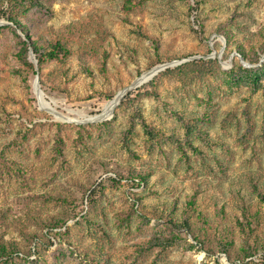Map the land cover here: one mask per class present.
Returning <instances> with one entry per match:
<instances>
[{"label": "rangeland", "instance_id": "1", "mask_svg": "<svg viewBox=\"0 0 264 264\" xmlns=\"http://www.w3.org/2000/svg\"><path fill=\"white\" fill-rule=\"evenodd\" d=\"M20 1L0 0V264H263L264 81H226L259 65L236 50L262 48L264 0ZM22 31L71 51L39 79L55 116Z\"/></svg>", "mask_w": 264, "mask_h": 264}, {"label": "trees", "instance_id": "2", "mask_svg": "<svg viewBox=\"0 0 264 264\" xmlns=\"http://www.w3.org/2000/svg\"><path fill=\"white\" fill-rule=\"evenodd\" d=\"M16 1V0H15ZM26 0L20 1V4L24 3ZM9 21L12 22L14 26H17V28L22 30V26H20L19 22L16 21L11 15H9ZM23 37V41L21 42L22 53H29L30 51L33 53V55L36 57L37 60V67L38 71L35 70V66L32 63H27L26 66L32 71L34 75V79L36 74H38V77L40 79V85L42 86V74L41 71L47 63L55 62L57 64H63L67 61V59L71 55L70 49L67 47V45L60 39H55L49 41L46 45H38L36 42H31L29 36L22 31L20 33ZM227 44L229 43V36L228 34H223ZM253 36V35H252ZM259 37L264 38V30L259 32ZM237 55L242 60H247L251 62L252 64H259L256 67H250V68H243L241 65L237 67V69H231L227 73V85L229 87H237L241 84H246L249 86L252 90V92H257L262 89V83L264 81V60L260 61L256 60L255 62L252 60L251 56H259V54L264 55V44L262 48L258 51H254V49H251V56H248L242 48H237ZM196 61L191 62L190 64H195ZM145 133L150 134V132H147L146 128ZM193 151H198L196 148H193ZM142 182H144V179L141 178ZM260 200L264 203V198L260 197ZM183 227H187L185 229H188V224L186 221L181 222ZM5 249L0 246V254L4 255ZM264 264V263H263Z\"/></svg>", "mask_w": 264, "mask_h": 264}, {"label": "water", "instance_id": "3", "mask_svg": "<svg viewBox=\"0 0 264 264\" xmlns=\"http://www.w3.org/2000/svg\"><path fill=\"white\" fill-rule=\"evenodd\" d=\"M29 56H30V62L35 66V70L38 71L37 70L36 57L33 55V53L31 51L29 52ZM178 64H180V62H172V63L162 64V65L156 66L153 69L149 70L148 72L142 74L140 77L135 79L129 86L125 87L123 90H121L119 93L116 94V96L113 98V101H115L114 108L120 103V101L123 99V97L126 96L130 91L136 90L137 88L141 87L143 84H145L146 82L150 81L153 77L158 75L161 71H164L167 68L172 67V66H176ZM33 90L37 94L36 98H37L38 106H39V99H40V97L44 98V95L40 89L38 74H36L34 82H33ZM119 95H121L120 98H119ZM47 103L50 104L49 102H47ZM39 108H40V110L46 111L52 115H54L56 113L51 107L49 109H45V110L42 109L40 106H39ZM113 111H114V109H113ZM111 116H112V114H111ZM99 117H100V115L98 114V115L92 117L91 119H87L85 122H102L104 120H107V119H104V120L99 119ZM61 118H62L61 120L65 121V122H76V121H72V120H69L67 118H64L62 116H61ZM76 123H79V122H76ZM80 123H83V122H80Z\"/></svg>", "mask_w": 264, "mask_h": 264}, {"label": "bare ground", "instance_id": "4", "mask_svg": "<svg viewBox=\"0 0 264 264\" xmlns=\"http://www.w3.org/2000/svg\"><path fill=\"white\" fill-rule=\"evenodd\" d=\"M41 103L44 105L45 109H49V107L46 105V103L44 102V100L40 97ZM113 103H115V101H113ZM111 108V107H110ZM109 110H107L106 112H104L99 119H102L104 117V115L108 112Z\"/></svg>", "mask_w": 264, "mask_h": 264}]
</instances>
